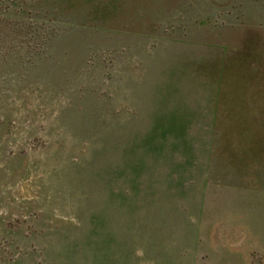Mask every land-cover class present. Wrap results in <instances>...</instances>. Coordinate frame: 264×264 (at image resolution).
Instances as JSON below:
<instances>
[{
    "label": "rangeland",
    "instance_id": "1",
    "mask_svg": "<svg viewBox=\"0 0 264 264\" xmlns=\"http://www.w3.org/2000/svg\"><path fill=\"white\" fill-rule=\"evenodd\" d=\"M0 264H264V0H0Z\"/></svg>",
    "mask_w": 264,
    "mask_h": 264
}]
</instances>
